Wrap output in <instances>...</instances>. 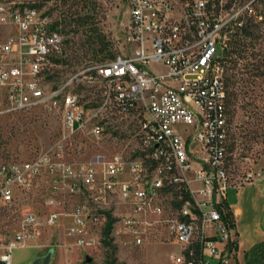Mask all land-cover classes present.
<instances>
[{"label":"built area","instance_id":"obj_1","mask_svg":"<svg viewBox=\"0 0 264 264\" xmlns=\"http://www.w3.org/2000/svg\"><path fill=\"white\" fill-rule=\"evenodd\" d=\"M123 1L129 17L123 54L88 65L60 86L52 84L64 54L60 28L37 8L0 4V30L14 28L0 44V118L48 108L61 113L65 138L87 132L98 143L112 121L137 125L136 147L127 152L126 146L108 159L69 162L59 147L31 161L0 162V209L11 207L18 192L34 189L41 179L47 183V211L25 214L14 234L0 239L3 264H14L17 249L95 250L110 219V238L126 236L125 244L134 247L144 245L153 230L167 233L180 247L170 255L172 264L187 262L189 220L200 219L196 261L187 264L229 263L234 227L224 217L228 191L263 176L252 165L244 183L234 185L228 152L226 54L232 36L252 15V4ZM95 88L98 101L79 90ZM143 154H152V161H143ZM160 163H168L170 183L160 179ZM165 184L174 185V192H165ZM185 196L194 197V204L185 203ZM177 205L186 206L182 222H174ZM61 226L64 242L44 243Z\"/></svg>","mask_w":264,"mask_h":264},{"label":"rangeland","instance_id":"obj_2","mask_svg":"<svg viewBox=\"0 0 264 264\" xmlns=\"http://www.w3.org/2000/svg\"><path fill=\"white\" fill-rule=\"evenodd\" d=\"M247 3L252 4L253 13L244 18L245 27L258 23L257 28H249L258 34L259 38L255 40L244 37L240 31L234 34L229 43L226 60L230 122L233 132L239 137L237 154L230 162V175L234 185L244 183L245 174L252 165L264 173V0H238V7L241 8ZM0 4L34 7L46 12L54 23L60 24L65 44L61 65L53 74L52 84L55 86L64 84L88 65L100 63L83 45L84 37L81 32H70L71 28L66 26L69 22L74 23L80 16L90 15L96 18L102 34L111 44L115 57L124 52L121 38L123 29L129 25V17L123 0H0ZM13 32L12 26L2 28L0 44L7 42ZM75 89L76 85L71 87V90ZM79 90L81 95L94 97L96 101L101 96L99 88L92 89V92ZM115 121L106 126L107 136L104 141L98 143L87 132L65 138L61 113L48 108L42 107L1 117L0 162L31 161L40 153L55 151L59 147H62V158L80 163L94 162L100 156L108 159L124 151L126 146L127 152H131L137 145V125L128 122L118 124ZM242 152L249 158L248 163L240 159ZM46 195L47 183L41 179L34 189L18 192L11 207L0 209V239L6 240L13 235L25 214L47 211L44 208ZM253 195V189L244 194L247 209ZM257 222L260 223V218ZM51 234L45 235V240L52 238L51 245H58L61 241L59 234L57 231ZM126 242V236H121L110 238L111 248L103 241L95 250L74 247L68 252L69 264H86L85 254L92 258L90 264H110L113 259L110 257L112 248L116 249L114 264H172L170 255L180 250L179 246L171 243L168 234L161 230H153L148 241L140 247L125 244ZM42 250L39 253L33 248L17 249L14 252V264H31L37 257L46 256L49 246Z\"/></svg>","mask_w":264,"mask_h":264},{"label":"crops","instance_id":"obj_3","mask_svg":"<svg viewBox=\"0 0 264 264\" xmlns=\"http://www.w3.org/2000/svg\"><path fill=\"white\" fill-rule=\"evenodd\" d=\"M262 174V178L256 183L246 184L241 187L234 186L228 191L226 205L233 215L235 225L232 234V249L227 250L230 258L228 264H246L245 254L252 247L264 241V173ZM252 189L254 190V195L250 202V207L247 209L244 194ZM258 218H260V223L257 222ZM60 229H62L61 232ZM60 229L58 234L61 241L64 242L63 227L61 226ZM45 242L48 244L49 240H45ZM53 248V259L50 264L70 263L68 252L74 247H68L67 245V247L58 246ZM219 248L225 249L223 245H219ZM35 250H38L39 253L43 251L42 249Z\"/></svg>","mask_w":264,"mask_h":264},{"label":"trees","instance_id":"obj_4","mask_svg":"<svg viewBox=\"0 0 264 264\" xmlns=\"http://www.w3.org/2000/svg\"><path fill=\"white\" fill-rule=\"evenodd\" d=\"M54 26L56 28H60L59 23H54ZM66 26L71 28L70 32H76V33L81 32V35L84 37L83 38L84 40L82 41L83 45L86 46L93 53V58L98 60L100 63H105L115 58V54L111 51V44L110 42L106 40L105 35L102 34L98 21L96 20L94 16H90V15L80 16L75 20L74 23L69 22L66 24ZM73 26L75 28H72ZM249 27L257 28L258 23L252 24ZM249 27L246 26L242 29V35L244 37H250V38L257 40L259 38V35L256 34L254 31H251ZM228 52L229 50L227 51V54H226V60L228 58ZM229 98H230V94H229ZM229 104L230 103L228 101V105ZM238 138H239L238 135L236 134V132H233L232 127H231L230 135H229V151L232 154V157H231L232 161L234 160V157L237 154V151L239 148ZM245 157H247V155L242 152L240 154V159L242 160V158H245ZM224 217L230 222L232 227L235 228L233 215L231 214L230 209L227 205L225 206ZM112 223H113V220L110 219L107 227L105 228L104 240H103V242L109 248L112 247L110 243ZM194 247L197 250L198 246L194 245ZM115 252H116V249L112 248L110 257L113 259L110 262V264L115 263V260H114ZM245 262L246 264H264V241L252 247L245 254Z\"/></svg>","mask_w":264,"mask_h":264},{"label":"bare ground","instance_id":"obj_5","mask_svg":"<svg viewBox=\"0 0 264 264\" xmlns=\"http://www.w3.org/2000/svg\"><path fill=\"white\" fill-rule=\"evenodd\" d=\"M233 144V143H232ZM228 152L229 142H228ZM143 161H152V154H143ZM159 176L163 180V183H170V168L168 163L159 164ZM165 192H174V185L165 184ZM185 203L194 204V197L185 196ZM186 206L177 205V213L174 215V222H182V217H185ZM190 227V242H188V248H186L187 262H180V264L195 263L197 250L194 245L199 248L201 237V220L192 219L189 220Z\"/></svg>","mask_w":264,"mask_h":264},{"label":"water","instance_id":"obj_6","mask_svg":"<svg viewBox=\"0 0 264 264\" xmlns=\"http://www.w3.org/2000/svg\"><path fill=\"white\" fill-rule=\"evenodd\" d=\"M53 252H54V248L52 247L50 248L46 256L36 258L35 261H33L31 264H50L53 259ZM90 263H92V258L86 255V264H90ZM0 264L3 263L0 261Z\"/></svg>","mask_w":264,"mask_h":264}]
</instances>
